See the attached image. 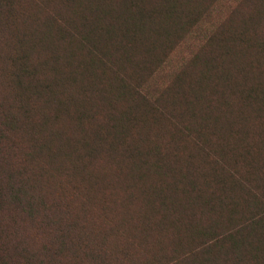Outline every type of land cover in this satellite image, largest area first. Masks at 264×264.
Listing matches in <instances>:
<instances>
[{"label":"trees","instance_id":"1","mask_svg":"<svg viewBox=\"0 0 264 264\" xmlns=\"http://www.w3.org/2000/svg\"><path fill=\"white\" fill-rule=\"evenodd\" d=\"M206 1L0 0V45L10 47L6 54L0 47V57L7 58L6 78L14 91V107L28 115L33 99L37 102L34 114H38L33 122L18 123L11 106H0V129L2 125L7 131L20 127L29 135L30 151L25 153L35 158L38 172L45 167L60 174L62 182L82 183V194L72 187L81 195L78 210H85L90 179L97 183L101 178L98 169L89 167L86 173V165L103 154L112 160L117 152L135 154L128 173L143 165H153L159 173L173 171L175 183L200 198L195 182H201L192 178L190 169L171 168L162 163L155 144L142 148L133 141L140 138L147 142L143 136L149 134L153 117L175 109L174 100L181 103L182 112L197 115V98L221 83L247 101L264 103V0H242L241 9L234 10L235 20L223 23L221 19L210 26L203 36V48L191 57L198 71L186 90L181 84L186 68L180 67L160 89L157 85L147 88L146 80L143 83V76L150 75L157 59L160 61L155 57L156 48L168 47L184 27L209 13ZM64 124L63 130L59 126ZM134 127L139 130L136 138L130 134ZM201 141L198 133L197 142ZM244 151L240 156L243 172L226 173L227 179L214 180L225 195L205 200L207 210L202 216L208 226L193 229L192 221H187L175 228V239L169 238L173 253L181 246L189 248L184 255L174 254L176 259L168 264H264V141L250 150L244 147ZM215 154L211 164L223 157L222 148ZM38 156L44 164L36 161ZM14 174L7 169L0 175L4 185L0 190L7 187L9 203L19 206L23 215L36 217L41 229L51 214L54 218L55 203L46 202L41 194L30 195L32 200L28 201L25 197L30 192L11 183ZM237 192L246 197L240 198ZM161 200L162 204H173ZM127 223L136 229L140 226ZM57 230L60 233L34 250L13 246L23 264H60L57 255L66 249V235ZM135 235L125 236L119 244L139 243ZM98 242L94 244L104 245L103 233ZM94 257L98 259L100 254Z\"/></svg>","mask_w":264,"mask_h":264},{"label":"rangeland","instance_id":"2","mask_svg":"<svg viewBox=\"0 0 264 264\" xmlns=\"http://www.w3.org/2000/svg\"><path fill=\"white\" fill-rule=\"evenodd\" d=\"M242 2L207 0L205 6L211 9L209 13L200 16L196 23L184 27L172 38L168 47L163 50L156 48L155 57L158 56L160 61L157 59L150 75L143 76V83L146 80L147 88L157 85V89H160L169 76L174 74L175 69L180 67L179 70L186 68L181 82L186 90L198 71L191 64V57L203 48V36L211 25L217 24L221 19L223 23L228 19L235 20L234 10H240ZM0 47L7 50L5 54L10 49L3 48L2 45ZM6 63L7 58L0 57V106H11L18 123L33 122L38 116L34 114L37 102L32 99V110L28 115L14 107L16 102L14 91L6 78ZM180 104L174 100L175 109L165 112L162 117H153L155 122L149 134L143 136L147 142H142L140 138L137 140L139 130L135 127L130 130V134L136 138L133 144L142 148L155 144L162 163L165 162L174 169L178 166L190 169L192 178L201 182H195L196 191L200 194L198 199L188 188L175 183L176 179L171 177L173 171L159 173L155 166L143 165L142 169L134 166L128 173V165L136 160L135 154L124 152L118 155L117 152L112 160L103 154L86 165V173L92 167L95 171L99 170L101 178L97 183L90 179L88 186L91 188L84 201L85 210H78L81 195L74 193L72 187H76L82 194L85 192L82 183L72 180L69 182V179L62 182L60 174L45 170V167L38 172L35 158H28L25 153L30 151L29 135L20 127L16 131L13 128L7 131L2 125L0 163L3 168L0 175L7 169L15 172L11 179L13 186L18 183L25 187L26 193L30 192L25 198L41 194L40 197L46 202L55 203L52 207L55 214L54 218L51 214V220L40 229L36 217L23 215L19 206L9 203L11 197L7 196V187L0 190V264H23V257L17 251L19 245L34 250L45 240L49 241L60 233L57 228L66 235V249L57 255L60 264H168L176 259L177 255L174 254L187 253V246H181L173 253L169 238H174L175 228L187 221H192L193 229L203 224L204 228L208 226L202 216L203 210H207L205 200L216 197L221 199L225 195V190L214 180L227 179L226 173L243 172L240 156L244 155V147L250 150V147L253 149L263 144L264 103L247 101L242 94L221 83L212 92H205L197 98V115L182 112ZM65 126L59 127L64 130ZM195 126L198 127L196 132ZM212 126L213 132L210 131ZM198 133L202 135L201 142H197ZM124 147L125 144L122 148ZM118 148L120 150L121 144ZM219 148H222L224 155L222 158L219 156L221 159L219 158L218 163L211 164L212 154ZM149 158L152 161L154 156L150 154ZM42 159L43 157L38 156L36 161L43 163ZM147 160L149 162L148 158ZM233 177L236 178L234 175ZM0 186L4 185L0 182ZM237 194L240 198L246 197L243 192ZM162 198L173 204H162ZM31 200L28 198V201ZM40 209L37 205L36 210ZM126 223L140 226L136 229V225ZM189 228L190 226L187 230ZM101 233L104 235V245L94 244L99 243ZM127 235H135L139 243L119 244L122 240L124 242ZM125 250L129 255L125 256ZM95 253H99L100 258H95Z\"/></svg>","mask_w":264,"mask_h":264}]
</instances>
